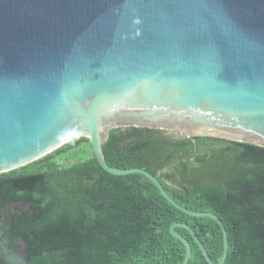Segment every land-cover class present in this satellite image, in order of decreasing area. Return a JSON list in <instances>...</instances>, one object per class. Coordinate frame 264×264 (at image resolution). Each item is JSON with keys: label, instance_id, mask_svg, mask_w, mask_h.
Wrapping results in <instances>:
<instances>
[{"label": "water", "instance_id": "obj_1", "mask_svg": "<svg viewBox=\"0 0 264 264\" xmlns=\"http://www.w3.org/2000/svg\"><path fill=\"white\" fill-rule=\"evenodd\" d=\"M128 126L264 146V0H0V173L84 136L107 172L142 173L217 219L149 171L105 162L109 131ZM175 226L224 262L222 224L217 262L170 225L187 264Z\"/></svg>", "mask_w": 264, "mask_h": 264}, {"label": "trees", "instance_id": "obj_2", "mask_svg": "<svg viewBox=\"0 0 264 264\" xmlns=\"http://www.w3.org/2000/svg\"><path fill=\"white\" fill-rule=\"evenodd\" d=\"M102 153L112 168L149 171L180 206L215 214L222 264H264V146L128 126L109 131ZM11 201L26 208L0 216V264H183L174 222L211 261L222 256L217 219L175 207L142 173L107 172L84 136L1 172L0 206ZM175 230L187 264H208L190 231Z\"/></svg>", "mask_w": 264, "mask_h": 264}, {"label": "flooded vegetation", "instance_id": "obj_3", "mask_svg": "<svg viewBox=\"0 0 264 264\" xmlns=\"http://www.w3.org/2000/svg\"><path fill=\"white\" fill-rule=\"evenodd\" d=\"M21 207L26 208V204H23L21 201H11L4 203L0 206V216H3L5 220L9 221L11 211H13V213H16L21 209ZM17 242L19 243V239L17 240Z\"/></svg>", "mask_w": 264, "mask_h": 264}]
</instances>
